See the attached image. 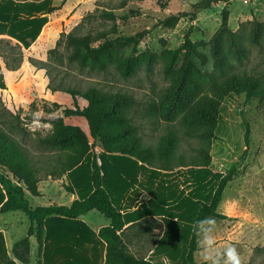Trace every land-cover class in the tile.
<instances>
[{
  "label": "rangeland",
  "instance_id": "374dc122",
  "mask_svg": "<svg viewBox=\"0 0 264 264\" xmlns=\"http://www.w3.org/2000/svg\"><path fill=\"white\" fill-rule=\"evenodd\" d=\"M199 1L52 0L56 10L44 15L48 22L30 47L0 33V73L7 84V89L0 90V136L11 138L22 153L19 156L2 151L0 172L12 178L9 164L18 158L28 159L38 172L40 190L45 192L44 197L27 195L33 207L47 206L50 201L66 205L68 197L61 195L68 192L64 187L70 180L60 176L62 165L58 159L66 161L67 156H79L86 149H90L91 156H103L105 145L130 151L134 143L156 144L165 152H174V169L179 168L180 154L185 165L202 160L200 151L208 144L199 137L206 127L201 111L205 98L217 93L209 75L214 71L212 38L219 34L231 72L264 83V0H231L197 13L194 18H182L174 26L161 24L181 12L191 15L192 6ZM165 2L166 8L162 7ZM130 10H137L139 15L126 18ZM224 11H228V29L223 30ZM190 28L191 40L208 56L206 64L185 51L172 55L184 43ZM103 31L108 32L107 38L98 39ZM144 31L148 34L139 45L122 43L103 54L105 69L97 67L84 49L70 47L67 42L69 34L89 37L91 46L97 48L106 40ZM94 89L104 95L106 108L115 117L123 118L104 128L109 138L104 142L92 136L84 118L64 115L66 108L86 106L83 94ZM219 115L217 139L210 146V168L214 174L222 175L235 169L237 177L227 185L218 208L228 219L212 218L214 256L217 264H225V252L231 245L239 253L241 264H264V101L248 100L245 93L233 94L225 97ZM74 127L88 136V145L76 139L52 145L42 142L51 135L69 134ZM153 164L159 167L164 161L155 159ZM218 182L213 178L204 186L207 200ZM194 193L186 197L195 198ZM17 214L22 220L13 231L20 240L28 235L29 218L22 212L4 216L13 218ZM179 214V210L173 211V216ZM82 220L93 228L109 223L97 211L87 213ZM189 220H180L185 234L171 245L174 250L169 256L170 264H187L194 223ZM149 227H153L152 222L142 224L141 232ZM163 228L156 224V229H162L156 251L168 255L169 248L161 251L167 244ZM32 260L38 264L37 251H33ZM195 260L197 264H211L204 259L200 244Z\"/></svg>",
  "mask_w": 264,
  "mask_h": 264
},
{
  "label": "trees",
  "instance_id": "16d2710c",
  "mask_svg": "<svg viewBox=\"0 0 264 264\" xmlns=\"http://www.w3.org/2000/svg\"><path fill=\"white\" fill-rule=\"evenodd\" d=\"M231 0H200L192 6V14L178 13L161 22L166 26H174L179 20L185 17L194 18L197 13L211 9L219 3H228ZM167 2L162 4L166 8ZM56 8L52 6V0H0V33L8 34L17 39L26 48L30 47L31 42L36 41L40 36L43 27L48 22V17L44 16L54 12ZM107 13V12H105ZM111 15V14H109ZM139 15L137 10H130L126 18ZM228 29V11L223 14V30ZM192 28L185 35L184 43L172 51L173 56L185 51L188 56H195L203 64L207 63L208 56L198 49L191 40ZM147 31L138 33L134 36L106 40L104 44L97 48L91 46L89 37L69 34L67 42L70 47L84 49L85 54L92 59L93 63L101 69L106 68V63L102 60V55L115 45H139ZM108 32H99L98 39H106ZM96 41V40H95ZM219 34L212 38L211 55L213 57L214 71L210 73L211 81L217 93L205 98L201 116L206 122V127L202 130L199 137L204 139L208 146L200 153L202 160H196L191 164L185 165L183 155L178 162V167H190L194 173L204 171L211 179L218 178L219 182L210 197V200L201 199V178L194 174L195 183H199L195 189V198L186 197L175 204L173 192L158 186L152 191L154 198L150 201L151 205H163L166 214L167 244L161 248L162 252L172 255L174 248L171 246L175 240L185 234V229H181L178 222L173 221V211L185 209L177 216L179 220L190 219L194 221L190 239L187 246L186 263L197 264L195 253L198 250L199 237L197 221L204 218H215L226 220L227 216L218 212L224 191L227 185L237 177L235 169L227 175L214 174L211 169L210 146L217 139L215 131L220 119L219 110L225 97L245 93L247 99H259L264 101V83L259 79L245 74H236L229 69L226 54L222 51ZM10 69H14L11 68ZM187 72V70H186ZM7 89V84L3 75L0 73V90ZM87 105L64 110L65 117L84 118L90 127L92 136L100 141H108V133L104 130L107 125L113 124L116 120L123 118L115 117L111 110L104 105V95L91 90L83 94ZM249 128L246 135V143L249 144ZM69 139L82 141L85 145L89 144L88 136L78 127L72 128V132L66 135L56 134L42 139L45 144L62 143ZM169 144L170 142H165ZM11 138L0 136V157L5 153L16 152L19 156L22 153ZM103 156L94 154L91 156L90 149H86L79 156H67L66 161L61 160L62 168L60 176L67 175L73 185L67 186V190L79 194V198L74 200L70 206H39L33 207L27 195L40 197L38 184V172L29 163L28 159L18 160L9 164L13 177L0 172V213L23 212L31 221V226L27 237L17 242L13 252L17 259L22 263H29L31 244L30 237L36 236L39 245L38 264H154L151 260L135 257L124 245L121 232L123 231L126 218L122 213V208L118 205L116 198L129 191L139 181V174L146 168L145 165L159 170H174L173 151L165 152L156 144L142 145L134 143L130 151L116 150L107 145L102 151ZM166 157V158H165ZM163 160L164 164L157 167L153 161ZM142 163V164H140ZM196 168H200L199 171ZM202 170V171H201ZM160 172L155 170L154 174ZM56 178V176H54ZM15 179L17 183H15ZM119 180V182L117 181ZM119 184V185H118ZM206 184V183H205ZM115 185V186H114ZM167 194V195H166ZM167 196V197H166ZM174 202V203H173ZM166 205L170 207L165 209ZM91 211H97L110 220V225L102 228L96 233L88 224L79 218ZM171 219V220H169ZM189 220V221H190ZM191 221V222H192ZM175 229H172L174 228ZM185 227V226H184ZM1 244H4L3 234L0 232ZM172 247V248H170ZM165 250V251H164ZM92 251V252H91ZM92 253L91 257L89 253ZM104 259V262L102 260ZM200 264H209L203 262Z\"/></svg>",
  "mask_w": 264,
  "mask_h": 264
},
{
  "label": "crops",
  "instance_id": "0c3cea01",
  "mask_svg": "<svg viewBox=\"0 0 264 264\" xmlns=\"http://www.w3.org/2000/svg\"><path fill=\"white\" fill-rule=\"evenodd\" d=\"M231 21H232V14H231ZM145 166L146 168L143 170L142 173L139 174L138 177L139 182L129 191L125 193L123 192V194H121L116 198L118 205L122 208L123 215L126 218H128L126 221V225L123 231L121 232L122 240L124 245L129 250V252L132 253L135 257L142 258L145 260H151L154 264H170L169 262L170 255H161L158 254L156 251L158 242L161 238L160 231L162 230V229H156V224L159 227H164L163 231L164 230L167 231V220H166V214H164V208L162 207L163 205L161 204L160 205L156 204L154 206L151 205L150 201L154 198L152 191L146 189L147 187H141L140 184L144 186L145 185L148 186L153 191L158 186H162L164 188L163 190L169 189L170 191L173 192V198L176 204L177 202H180L181 200L186 198V196L189 195L191 192L195 191L199 183H195L194 174H196L197 177L201 178L200 184H201L202 193L200 197L202 200H204L203 189L204 186L208 185L209 178L207 175H205L204 171L201 170L202 172L194 173L190 167H179L171 171L170 170L166 171V170H159L154 167H150L148 165ZM196 169L199 171L200 168H196ZM155 170L159 171L160 173L154 174ZM63 177H65V179L68 181L69 178L67 175H64ZM117 181L119 182V180ZM70 185H73L71 180L70 183L69 181L66 182V187L64 188H67V186ZM74 190H75V194L69 191L62 192L63 193L61 195L62 197H68L66 198V202H65L66 205H61L50 201L49 205L47 206H52V205L70 206L74 202V200L79 198L77 189ZM39 191L41 193L40 197H44L45 192L41 191L40 188ZM182 208L185 209V206ZM165 209L169 210L170 207L166 205ZM183 209L182 210L178 209L179 213L183 211ZM9 213H16V212H9ZM9 213H0V232L3 234L4 237V244H1L0 241V264H25L19 261L13 252L15 244L25 238L24 237L20 240H16V233H14L13 231L14 225H18L22 219L19 218L18 214L13 216V218L4 216ZM228 213H233V212H228ZM83 216L84 215H82L79 219L82 220ZM174 217L175 218L173 219V221L178 222L180 225H182V222L178 219V217L177 216ZM228 217L229 216H227V219ZM17 219L19 221H17ZM148 222L150 223L152 222L153 227L151 229L149 227L148 229H146L145 232H141V225L142 224L145 225ZM85 223L88 224L87 222ZM110 223L111 222L109 220L108 224L102 223L97 225V227L95 228L92 227L93 226L92 224H88V225L96 233H99V231L102 228L109 226ZM158 235L160 236L157 238ZM156 238H157V242H156ZM30 244H31L30 261L29 263L26 264H34L32 260L33 251H37V254L39 255V245L36 236L30 237ZM91 252L89 253L90 257L92 255ZM102 262H104V259L102 260Z\"/></svg>",
  "mask_w": 264,
  "mask_h": 264
},
{
  "label": "clouds",
  "instance_id": "9594fccd",
  "mask_svg": "<svg viewBox=\"0 0 264 264\" xmlns=\"http://www.w3.org/2000/svg\"><path fill=\"white\" fill-rule=\"evenodd\" d=\"M198 234L202 236L199 244L203 250V256L206 261H211V264H217L215 259V221L212 218H204L197 221ZM225 264H241L239 253L234 246H229L225 252Z\"/></svg>",
  "mask_w": 264,
  "mask_h": 264
}]
</instances>
